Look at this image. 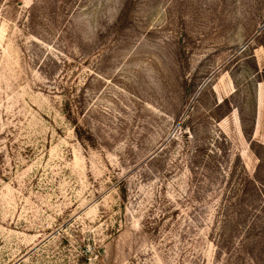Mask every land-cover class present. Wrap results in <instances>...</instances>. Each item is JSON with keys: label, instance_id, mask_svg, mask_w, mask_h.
<instances>
[{"label": "rangeland", "instance_id": "rangeland-1", "mask_svg": "<svg viewBox=\"0 0 264 264\" xmlns=\"http://www.w3.org/2000/svg\"><path fill=\"white\" fill-rule=\"evenodd\" d=\"M0 264H264V0H0Z\"/></svg>", "mask_w": 264, "mask_h": 264}, {"label": "trees", "instance_id": "trees-1", "mask_svg": "<svg viewBox=\"0 0 264 264\" xmlns=\"http://www.w3.org/2000/svg\"><path fill=\"white\" fill-rule=\"evenodd\" d=\"M223 101H224V100H223ZM223 101H222V102H223Z\"/></svg>", "mask_w": 264, "mask_h": 264}]
</instances>
